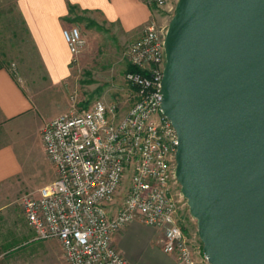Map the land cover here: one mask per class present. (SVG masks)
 <instances>
[{"label":"built area","instance_id":"2783aa9c","mask_svg":"<svg viewBox=\"0 0 264 264\" xmlns=\"http://www.w3.org/2000/svg\"><path fill=\"white\" fill-rule=\"evenodd\" d=\"M143 2L154 12L168 0ZM154 14L126 51L135 68L124 73L134 97L126 113L117 117L116 103L97 99L41 128L55 176L21 201L35 239H57L67 264H129L112 237L135 218L162 232V251L174 254L178 264H208L180 222L181 203L187 204L173 186L177 134L161 110L165 36L172 16L167 13L159 23ZM61 32L70 62L77 61L86 45L80 28L72 24Z\"/></svg>","mask_w":264,"mask_h":264},{"label":"water","instance_id":"95a60500","mask_svg":"<svg viewBox=\"0 0 264 264\" xmlns=\"http://www.w3.org/2000/svg\"><path fill=\"white\" fill-rule=\"evenodd\" d=\"M161 83L208 264H264V0H178Z\"/></svg>","mask_w":264,"mask_h":264},{"label":"rangeland","instance_id":"374dc122","mask_svg":"<svg viewBox=\"0 0 264 264\" xmlns=\"http://www.w3.org/2000/svg\"><path fill=\"white\" fill-rule=\"evenodd\" d=\"M178 0H168L164 9L154 10L156 20L171 16ZM152 11V13H154ZM83 18L85 20H80ZM90 19L97 26H86ZM77 25L86 45L78 60L69 62V75L50 91L33 95L32 106L16 120L0 116V147L9 145L11 153L9 174L2 183L1 199L9 206L0 214V262L4 264H60L56 252V239H35L34 231L27 224L21 198L35 194L36 190L50 182L55 174L41 144L40 125L48 117L83 108L94 100L118 105V116L123 115L134 102L133 88L124 79L128 61L126 51L139 35L122 33L116 24L107 23L91 11L75 10L66 23ZM0 66H5L24 89H39L49 85L36 48L16 7V0H0ZM53 98V99H52ZM54 118V117H53ZM39 127V128H38ZM177 191L180 184L173 182ZM122 189L118 195V200ZM180 222L187 236L202 243L197 234L196 220L187 205L181 203ZM135 229L146 236L148 242L134 246L132 264H153L156 234L153 227L135 218L130 221ZM150 241V242H149ZM2 255L4 256L2 259ZM205 264V263H203Z\"/></svg>","mask_w":264,"mask_h":264},{"label":"crops","instance_id":"0c3cea01","mask_svg":"<svg viewBox=\"0 0 264 264\" xmlns=\"http://www.w3.org/2000/svg\"><path fill=\"white\" fill-rule=\"evenodd\" d=\"M16 7L36 48L49 85L26 90L5 66H0V116L5 120H16L29 111L34 97L31 93L36 92L34 95L37 97V94L50 91L51 87L68 77L71 56L61 31L70 14V7L73 11L94 12L105 22L116 24L122 33H131L134 36L142 32L152 14L151 8L143 0H16ZM55 115L56 113L45 119L40 127ZM10 150L9 145L0 147V187L9 174L6 166L10 159ZM1 193L0 189V214L9 206L5 199H1ZM153 229L157 237V248L154 251L158 256L153 264H178L174 254L162 251V232L154 227ZM112 241L122 256L132 264L135 259L134 246L146 244L148 239L128 223L113 235ZM55 247L59 263L67 264L57 239ZM3 257L2 255V259Z\"/></svg>","mask_w":264,"mask_h":264},{"label":"trees","instance_id":"16d2710c","mask_svg":"<svg viewBox=\"0 0 264 264\" xmlns=\"http://www.w3.org/2000/svg\"><path fill=\"white\" fill-rule=\"evenodd\" d=\"M72 12H73V8L70 7V8H69V13L71 14ZM80 20H85V19L80 18ZM86 20H87V23H86V26H87V27H90L91 25H93V26H97L96 23H95L94 21H92V20H90V19H86ZM126 70H127V71H134L135 68L128 64V67H127ZM83 107H87V105H83ZM202 250H203V248H202Z\"/></svg>","mask_w":264,"mask_h":264}]
</instances>
